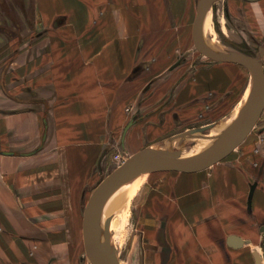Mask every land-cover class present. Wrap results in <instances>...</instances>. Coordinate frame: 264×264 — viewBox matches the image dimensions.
Returning <instances> with one entry per match:
<instances>
[{"label": "crops", "instance_id": "obj_1", "mask_svg": "<svg viewBox=\"0 0 264 264\" xmlns=\"http://www.w3.org/2000/svg\"><path fill=\"white\" fill-rule=\"evenodd\" d=\"M1 1V17L35 18V29L21 21L19 30L38 36L14 46L15 57L0 42V264H81L109 152L132 155L193 100L230 93L243 66L191 72L178 61L196 45L197 0ZM232 1L250 18L255 1ZM232 163L169 167L147 181L142 256L132 264H256L255 250L264 264V165L249 195L252 174Z\"/></svg>", "mask_w": 264, "mask_h": 264}, {"label": "rangeland", "instance_id": "obj_2", "mask_svg": "<svg viewBox=\"0 0 264 264\" xmlns=\"http://www.w3.org/2000/svg\"><path fill=\"white\" fill-rule=\"evenodd\" d=\"M19 6L20 3H14ZM247 5L252 7V15L250 18H244L243 11L239 10L232 0H219L210 10V18L208 19L209 28L213 34L219 37L218 43L224 44L229 49L243 51L249 54L256 55L259 48L264 43V0L260 2H252ZM7 7L5 2L0 0V13ZM29 28H34L38 22L35 18L20 19L16 17H1L0 16V42H7L6 45H12L10 54L12 57L18 56V46L20 41H24L25 37H31L32 40L38 36L36 33L33 35H24L20 33V22ZM3 29L6 32H3ZM35 29V28H34ZM262 31V32H261ZM258 32H261L258 35ZM29 39V38H27ZM16 46L17 48H15ZM15 48V49H14ZM2 49L0 54L2 53ZM178 61L188 62L191 64L190 71L196 68H207L217 63L210 57L204 55L199 49L198 45H187V50L182 51ZM155 68L157 69L158 63L156 62ZM242 65V64H241ZM240 67L244 73V82L241 88L233 87L230 93L224 94L219 98L206 95L202 99L193 100L188 104L189 112L179 119L167 133L160 135L158 138H153L147 141L146 146L167 140L172 135L183 132L187 129L206 125L212 122L219 121L231 115L238 107L244 104L253 88V80L247 67L242 65ZM10 65L1 67L3 70L9 68ZM148 69H153V65L146 66ZM145 67V68H146ZM245 67V68H244ZM13 68V67H12ZM144 67L141 65L140 70ZM170 69L167 67V72ZM236 72V71H235ZM239 72V71H237ZM119 154L121 160L116 159ZM131 153L128 148H118L111 150L108 155V160H115L114 164L104 169L102 179L113 172L118 166L127 160ZM227 159H232L236 167L245 168L252 174L250 182L249 195H253L254 190L260 184L263 175L264 165V111L256 122L255 126L249 135L228 155L214 164L204 168L212 169L217 163ZM175 168L160 167L151 171L143 173L141 176L133 179L121 188L119 202L114 210V227H115V244L118 255L123 264H132L133 260L142 256V231L146 226L142 223L144 217L141 212L140 200L145 192V187L148 180L153 181L154 176L160 171H172ZM81 264H92L91 250L86 249ZM13 264L15 262L13 261Z\"/></svg>", "mask_w": 264, "mask_h": 264}, {"label": "water", "instance_id": "obj_3", "mask_svg": "<svg viewBox=\"0 0 264 264\" xmlns=\"http://www.w3.org/2000/svg\"><path fill=\"white\" fill-rule=\"evenodd\" d=\"M217 1L197 0L194 23L196 45L204 55L215 61L235 62L247 67L252 76L253 88L246 102L228 117L150 144L128 156L124 163L100 181L86 213L91 235L92 264H123L112 227V203L122 186L155 168L200 170L214 164L249 135L264 111V43L256 55L229 48L221 50L209 43L205 34L206 18ZM203 142L206 145L201 144ZM261 231L264 232V225ZM240 241L237 235L229 237L230 245L239 246ZM253 254L256 264H263L259 251L255 250Z\"/></svg>", "mask_w": 264, "mask_h": 264}, {"label": "bare ground", "instance_id": "obj_4", "mask_svg": "<svg viewBox=\"0 0 264 264\" xmlns=\"http://www.w3.org/2000/svg\"><path fill=\"white\" fill-rule=\"evenodd\" d=\"M210 18V15L207 16L206 18V26H205V34H206V38L207 40L209 41V43H211L213 46H215L216 48H219V49H225V48H228L226 47L224 44H221V43H218V38L216 35H213V33L211 32V29L209 28V23H208V19ZM250 72V71H249ZM251 74V73H250ZM251 80H252V76H251ZM203 145H206L205 142L201 143ZM201 144H199V148H201ZM141 176V175H140ZM123 187L122 186V190H123ZM121 188L118 190V192L116 193L117 195L115 196L114 200H113V203H112V213L114 214V210H115V207L117 206L118 202H119V198H120V194H121ZM114 219L115 217L113 218L112 220V227H113V230H114V239H115V227H114Z\"/></svg>", "mask_w": 264, "mask_h": 264}, {"label": "built area", "instance_id": "obj_5", "mask_svg": "<svg viewBox=\"0 0 264 264\" xmlns=\"http://www.w3.org/2000/svg\"><path fill=\"white\" fill-rule=\"evenodd\" d=\"M116 159H117L118 161L121 160V157H120L119 154L116 155Z\"/></svg>", "mask_w": 264, "mask_h": 264}]
</instances>
